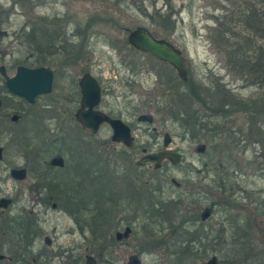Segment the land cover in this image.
I'll list each match as a JSON object with an SVG mask.
<instances>
[{
    "label": "rangeland",
    "instance_id": "obj_1",
    "mask_svg": "<svg viewBox=\"0 0 264 264\" xmlns=\"http://www.w3.org/2000/svg\"><path fill=\"white\" fill-rule=\"evenodd\" d=\"M248 1L0 0V65L5 64L10 75L16 73L18 65L29 66L26 60L34 59L31 55L35 47L27 37L33 29L38 30L41 19L50 26L55 19H63L69 32H75L87 22L93 23L86 43L87 56L69 68L70 75L75 80L85 71L95 75L104 89L100 109L129 123L136 138L134 149L113 142V131L108 124L96 136H88L73 119L77 102L65 101L68 91L75 90L74 86L65 87L63 91L58 87L53 94L40 96L34 105L3 92L8 106L0 111V122H4L3 129H6L0 134V146L4 147V158L0 160V197H11L13 204L6 211V217L0 218V223L8 217H29L38 224L37 237L23 255L29 259L20 264H29L40 253L49 255L51 264H85L87 254L98 258L99 264H125L134 253H140L143 264H206L213 255H217L220 264H229L227 252L231 248L235 251L231 245L237 236L247 245L249 240L256 246L251 259L237 264H264V143L261 140L264 136V82L255 79L249 71L248 77L239 72L236 61L238 53L255 55L260 48L264 49V35L256 34L247 27L246 20L244 22ZM256 1L257 8L264 11V0ZM137 26L148 27L158 37L182 49L188 60L189 74L200 84L207 101H211L214 94L218 99L215 93L218 84L229 96L247 100L249 110L233 112L229 118L212 116L214 123L223 126L215 140L192 137L178 121L182 115L177 116L179 108L173 107L177 103L167 106L177 99L172 85L184 86L183 80L174 68L129 44V31ZM240 46L243 49L237 52ZM53 62V57H49L47 63ZM59 94L61 102H58ZM222 97L223 94L219 95V99ZM196 106L207 116L212 114L201 102ZM14 113L23 114V118L13 121ZM143 113H153L154 123L139 121L138 116ZM256 116L257 124L252 125ZM37 121L42 141L55 144L48 161L61 153L67 166L71 163L72 144H80L83 156L92 153L103 161H112L110 179L114 181L115 193L129 189L127 185L131 181L123 180L122 174L143 175L141 181L137 179L136 191H133L139 194L137 218L131 217L133 213L131 215L129 205L125 204L122 214L126 219L119 221L115 208L112 227L103 232L105 239L94 240L92 231L80 230L71 209H66L73 207L72 204L62 201L59 193L36 189L34 183L42 171L33 156L26 154L17 134L26 132L27 128L30 130ZM166 132L172 135L169 147L180 151L183 160L178 165L165 160L163 167L157 170L150 163L137 166L143 148L148 152L164 148ZM200 143L207 145L204 153L196 152ZM13 167H27L28 179H13L10 173ZM61 176L59 179L63 181L68 179L67 173ZM147 178L152 180L151 184L142 186V180ZM173 178L180 182L179 187L172 182ZM151 196L158 201L157 207L173 202L174 210L171 221L156 225L159 235L150 239L142 231V225L150 222L142 213ZM54 203H58V207H54ZM207 206L214 207V212L203 222L200 215ZM129 218L133 220V233L118 243L116 232L124 230ZM175 226L182 227V237L171 234L169 227ZM222 227L231 243L224 250L218 246L216 251L210 250L205 255L203 247L196 243L190 252L182 253L187 248V243H181L185 235L189 237L196 229L201 233L213 230L217 234ZM46 236L52 238L51 246L45 243ZM9 239L12 242L5 243L2 251L6 255H11L19 243L15 232ZM142 239L151 241L156 248L143 250ZM105 246H108L106 254L100 255L98 249ZM182 257H185L184 263L180 262Z\"/></svg>",
    "mask_w": 264,
    "mask_h": 264
},
{
    "label": "trees",
    "instance_id": "obj_2",
    "mask_svg": "<svg viewBox=\"0 0 264 264\" xmlns=\"http://www.w3.org/2000/svg\"><path fill=\"white\" fill-rule=\"evenodd\" d=\"M257 6L258 3L256 0L248 1V14L245 17L244 22L246 20V22L248 23L247 27L251 30L253 29L256 34L258 33L264 35V11L259 10ZM34 31L35 30L33 29L30 33H28L29 37H27L28 40L31 41L32 46L35 47L33 49L34 54L31 55L34 57V59L32 61L26 60V63H28V65L31 67H37L47 63V60L42 59L39 54L40 27L38 26V30L35 31L37 34ZM241 49H243L242 46L237 49V52H239ZM236 61L239 72L248 77L249 71V73L255 79L259 80L260 82H264V49L260 48L255 55L249 53L248 56H245L244 54L238 53ZM0 81L3 82V84H0V93H2L1 97L4 100L5 108L8 106V98L6 97V95H3V92L9 91L5 86L4 78L0 77ZM182 84L184 86H181L179 84H176L175 86L172 85V87H174L176 90L177 99L173 100V102H170L167 106H170L171 103L172 105L177 103L176 105H173V107L179 108V113L177 116L182 115L181 118L178 117V121L180 125L185 129V131L189 132L194 138L203 139L205 137L206 139L209 138V140H215L221 134L220 131L222 130L223 126H221L219 123H214V121H212V116L218 115L217 117L229 118L231 117L233 112H246L250 108L248 105L250 103H248L247 100L237 98L235 96H229L224 90H222V87L218 84L216 85L217 91L215 92L216 94H218V99L217 95L214 94L211 97V101H207L205 99V96H203L204 92L201 89L200 84L195 82L191 76L187 82L182 81ZM222 94L223 97L219 99V95ZM197 102H201L204 108H206L207 111L209 110L210 112H212V114L210 116L204 114V111L202 109L197 108ZM21 115L23 118V114ZM257 119L258 117L256 116L255 120L252 122V125L257 124ZM37 123L38 121L36 122V124H33L30 130L27 128L26 132L25 130H23L22 132H19L17 134L20 140H22L21 142L26 151V154L33 156V159L36 161V164L39 165V169L42 171L40 176H37V180L34 183L35 188L47 189L54 194L59 193L63 197L62 201H66L67 203L72 204V198L74 197L71 192L73 191V182L80 181L90 183L91 197L93 199V210L89 224L94 235V240L104 239L103 232L105 231V229H111L113 220L112 216L114 215L115 210V208L113 207H116L115 204L111 205L112 201H106V197L116 198V195H113L115 193L113 192L114 187L112 184L114 181H111L110 179L112 178L111 175H113L112 161H103L102 159L94 156L92 153H89L88 157H86V155L83 156V146L80 144H72L71 156L69 157L71 163L68 162V167L66 166L64 169H55L54 167H51L48 163V157L55 147V144H53L52 142L42 141L43 135L40 134L39 136L37 127L39 128L40 125ZM4 125V122H0V134L6 131V129H3ZM261 140L264 143V136ZM75 150H80V152L75 153ZM74 164H78L80 167H82L78 172L77 177L74 176L70 170H68L69 167L71 168V166H73ZM32 167L34 168V166ZM66 173L68 174L67 180L63 181V179H59V177H62L61 175H66ZM125 174L126 175L122 174L121 178L126 182L131 181L130 185H127L129 186V190L134 189L137 179L140 178L141 181V177H144L143 175H140L139 177H133L131 174H129V172H126ZM221 178L225 179V177ZM143 180L142 186H148L151 184L150 181H152L148 178L146 181ZM53 193L49 195L48 199L51 200L53 198ZM147 200V204H144V206L147 207H143L145 209H143L144 213L142 214L145 217L147 216L146 219H148L150 222L149 224L142 225V231L146 234L151 233L153 236L159 235L158 232L160 231H156L155 226L163 224L166 221H171L173 216L174 203L168 201L165 205H159L157 207L158 201L154 200L153 196H151V198ZM6 211L7 210L4 211L0 209V218L3 216L6 217ZM180 226H183V223H181ZM180 226L169 227L171 228V234L182 237L184 231H180L182 228ZM236 230L239 231V227ZM3 232L7 235L10 234V232L16 233L19 239L18 252L20 256H23L32 246L33 240L37 236L38 229L36 224L32 222L29 217H21L19 219L15 217H8L1 220L0 236L2 237L4 236ZM236 239L237 240L235 242L233 241L231 245V243L226 239V230H224V227H222L220 231L218 230L217 234H214L213 230L201 233V231L196 229L190 232L189 237L185 235V238L182 239L181 243H187L185 245L187 246V248H184L182 253L190 252L191 248L194 249V246H197L196 243L199 244V247H203L205 255H207L210 250L216 251L218 249V246H221L219 249L224 250V248H227L231 245L232 247L234 246L235 251H232L231 248V250L227 252L229 256V264H237L241 260L248 261L249 259H251V254L255 250L256 246L249 240L247 245L246 242H243L241 236H237ZM205 241L207 243H204ZM215 241L218 242L217 245L216 243H213ZM192 243H194V245ZM184 261L185 257H182L180 262L184 263Z\"/></svg>",
    "mask_w": 264,
    "mask_h": 264
},
{
    "label": "water",
    "instance_id": "obj_3",
    "mask_svg": "<svg viewBox=\"0 0 264 264\" xmlns=\"http://www.w3.org/2000/svg\"><path fill=\"white\" fill-rule=\"evenodd\" d=\"M128 41L136 49L151 54L160 61L172 66L178 73V76L183 81L189 80V65L188 60L178 46L168 39L157 37L148 27L138 26L130 30ZM54 67H28L18 65L16 73L10 75L5 65L0 66V74L6 80L7 89L14 95L22 97L30 104H35L38 97L44 94H49L53 91L54 83ZM82 88V107L76 112V119L81 124L82 128L96 135L99 133L104 124H109L113 130L112 141L124 143L126 146H132L135 143L132 127L122 118L112 117L98 107L102 101L103 90L99 81L91 74L86 73L81 80ZM3 107V99L0 97V108ZM19 114H13L12 120L18 121ZM141 122L153 124L155 121L154 114L144 113L138 116ZM156 129V128H154ZM164 149L159 152H147L141 156L136 164L145 166L148 162L155 164L156 168H161L164 160H170L172 164L178 165L183 155L179 151L169 148L172 143V136L169 132L164 135ZM207 145L200 143L196 147V152L204 153ZM146 152V151H145ZM4 157V147L0 146V160ZM49 165L53 167H64L65 158L62 154L53 156ZM28 169L26 167H13L11 176L17 181H25L28 179ZM172 181L177 185L180 182L176 178ZM13 203L11 197L3 196L0 198V208L8 209ZM56 204H54V207ZM214 212V207L207 206L201 212L202 221L208 220ZM132 231L131 227H127L124 232H117V239L128 238ZM47 243L51 244L50 238L47 237ZM1 255L0 258H4ZM142 260L137 255H132L127 264H141ZM86 264H97L96 259L92 255H87ZM206 264H220V260L216 255H213Z\"/></svg>",
    "mask_w": 264,
    "mask_h": 264
},
{
    "label": "flooded vegetation",
    "instance_id": "obj_4",
    "mask_svg": "<svg viewBox=\"0 0 264 264\" xmlns=\"http://www.w3.org/2000/svg\"><path fill=\"white\" fill-rule=\"evenodd\" d=\"M62 20L60 18H57L52 23V26H50V25H48L49 23H46L44 19H41V24L39 26L40 27L39 54L42 57V59H44V60H48L49 57L52 56L53 61H54L53 64H51V65L49 63L41 65V66H47V67H54L55 68L53 91L49 94H53L56 90H58L57 89L58 87H60L61 91H63L65 87L69 88L70 86H74L75 90H72L71 92H70V90L68 91V95L65 96V101L70 102V103H76L77 102V110H76V112H77L82 107V96H83V94H82V88H81V80L86 73H91V72L85 71L79 79L75 80L72 77V75H70L69 68L72 66H75L79 61L83 60L87 56V54H86V43H87L89 29L93 26V23L87 22V23H85L84 27H80V28L76 29L75 32H69L68 29L66 28V25H68V24L64 23L65 21L62 22ZM93 76L99 81V83L102 86V83L100 82V80L95 75H93ZM1 78H3V77L1 76ZM66 81H68V84ZM102 90H103V95H102V101H103V97H104L103 86H102ZM49 94H45V95H49ZM58 99H59L58 100V102H59L61 100V94H59ZM102 101H101L98 109H100ZM1 109H4V100H3V107ZM1 109H0V111H1ZM76 112L73 115V117H74L73 119L82 128L81 124L76 119ZM14 114H19L20 119L22 118V115L20 113H14ZM107 114L112 116V117H116V116H113L109 113H107ZM83 131L88 136L93 137V135L91 133L85 131L84 129H83ZM128 148L134 149L135 144L133 146H128ZM145 150H147V149L143 148V150H142L143 154L145 153ZM77 152H80V150H75V153H77ZM58 154H60V153H58ZM163 163H162V167H163ZM150 164H153V163H150ZM65 167H66V158H65V166L63 168L62 167H54V168L55 169H64ZM81 168L82 167H80L78 164L77 165L74 164L73 166H71L70 171L73 173L74 176L77 177V174ZM154 168L156 170L161 169V168H156L155 165H154ZM174 184L177 187H179L181 185V184L177 185L176 183H174ZM90 189H91L90 183L80 182V181L73 182V191H71L72 194L74 195V197L72 198V206L73 207H71V205H70L69 209L66 207V209L68 211H70V209H71V213L74 216L75 222L79 226L80 230H82V231L86 228H89L91 231L89 221L92 217L93 199L91 197ZM133 191H136V190H134V189L133 190H129V189L128 190H121L120 193H114L113 194V195H116V198L106 197V201H112L111 205L112 204L116 205V207H113V208H117V210L119 212V215L116 216V218H119V221H121V220L124 221L126 219V217H123V214H122L123 210H125V207H124L125 204L129 205L130 208L128 210L131 211V215L133 213V215L131 217L137 218V215L139 212L138 211L139 206L137 203L138 198H139V196H138L139 194H137L136 192H133ZM54 204H57L55 207H58V203H54ZM54 204H53V206H54ZM135 205H136V207H135ZM112 217H115V215H113ZM132 221L133 220H131L129 218L127 226H125L124 230L120 231V232H124L127 227H131L132 231L129 235V237H130L131 234L133 233V230H134L132 227V224H131ZM37 225L38 224H36V226ZM117 232H119V231H117ZM117 232H116V240L118 243L119 242L121 243L125 239L129 238V237L128 238L125 237V238L119 240V239H117ZM11 234H12V232H10V234H8V235L3 232L4 236L3 237L0 236V247H1L0 256L1 255L5 256L4 258H0V264H20L22 259L24 261H27V259H29V258H27V256L26 257L20 256V254L18 252V246L17 245H16L17 247H15V250L12 252L11 255H6V254L2 253V251L4 249V244L12 242L11 239H9ZM47 237L50 238L51 244L47 243ZM147 237L151 239L153 237V235L150 233V234H147ZM35 239L33 240V243H34ZM33 243H32V245H33ZM45 243L47 245L51 246L53 243L52 238L50 236H46ZM141 243H142L141 248L145 251H150V250H153L156 248L154 245H151V241L148 242L146 239H142ZM105 250H108V246L99 248L98 253L100 255H103V254L105 255L106 254ZM31 251H32V249L29 252H31ZM87 255L94 256L93 254H87ZM87 255L85 256V264L87 262ZM132 255H137L142 260L141 264H143V259L140 255V253L131 254L128 257V260L125 264L128 263L129 258ZM94 258L96 259L97 264H99V259L96 258L95 256H94ZM50 259L51 258L49 257V255L46 256V255L40 253L36 257H33L29 264H51L52 259L51 260Z\"/></svg>",
    "mask_w": 264,
    "mask_h": 264
}]
</instances>
